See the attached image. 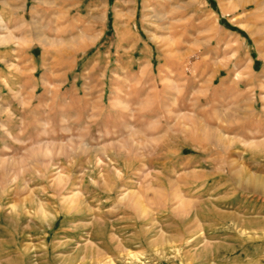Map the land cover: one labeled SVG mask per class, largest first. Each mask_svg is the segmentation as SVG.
I'll return each instance as SVG.
<instances>
[{
  "label": "rangeland",
  "instance_id": "rangeland-1",
  "mask_svg": "<svg viewBox=\"0 0 264 264\" xmlns=\"http://www.w3.org/2000/svg\"><path fill=\"white\" fill-rule=\"evenodd\" d=\"M0 264H264V0H0Z\"/></svg>",
  "mask_w": 264,
  "mask_h": 264
},
{
  "label": "crops",
  "instance_id": "crops-1",
  "mask_svg": "<svg viewBox=\"0 0 264 264\" xmlns=\"http://www.w3.org/2000/svg\"><path fill=\"white\" fill-rule=\"evenodd\" d=\"M29 54H30V55H29V59L31 60V62L34 63V62H35V59H34L35 56H34V54H33V51H31V53H29ZM35 69L37 70V66L35 67ZM32 70H33V69H32ZM33 77H34V76H33ZM196 134H197V133L195 132V140H194V141H195V144H196V145H198V144H200V143H203V142H204V143L206 142L205 139H204V140H201L200 137H199V135H196ZM194 141H193V142H194ZM207 141H208V143H209V145H208L209 148H210V147H213L212 145L215 144L214 141H213L212 139H210V138H208Z\"/></svg>",
  "mask_w": 264,
  "mask_h": 264
}]
</instances>
